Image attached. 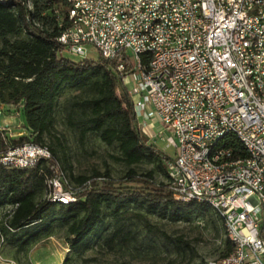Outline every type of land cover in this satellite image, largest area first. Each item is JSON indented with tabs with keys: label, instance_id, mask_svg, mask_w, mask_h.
Returning a JSON list of instances; mask_svg holds the SVG:
<instances>
[{
	"label": "built area",
	"instance_id": "obj_1",
	"mask_svg": "<svg viewBox=\"0 0 264 264\" xmlns=\"http://www.w3.org/2000/svg\"><path fill=\"white\" fill-rule=\"evenodd\" d=\"M67 18L69 26L57 38L64 51L83 60L91 47L114 62L139 130L148 132L156 119L171 136L175 154L167 170L172 199H213L238 242L228 264H264L259 237L264 188L254 174V166L264 161V0H73ZM200 36H207L206 45H199ZM139 54H147V71L138 70ZM134 72L138 80L131 92L128 76ZM226 125L242 131L251 143L252 154H246L250 165L213 179L206 174L202 153L214 134L226 132ZM9 132L7 122L0 124L2 165L28 170L51 159L50 151L38 144L12 145L8 140L22 133L13 137ZM228 139L227 134L215 161L236 154L225 146ZM182 153L192 155L194 166L183 165ZM45 183L55 186L50 199L76 200L75 189L67 188L62 177ZM10 207L17 205L0 209V224Z\"/></svg>",
	"mask_w": 264,
	"mask_h": 264
},
{
	"label": "trees",
	"instance_id": "obj_2",
	"mask_svg": "<svg viewBox=\"0 0 264 264\" xmlns=\"http://www.w3.org/2000/svg\"><path fill=\"white\" fill-rule=\"evenodd\" d=\"M67 13L66 0H0V107L9 114L21 111L27 131L8 141L12 145L38 144L51 153L50 160L40 161L28 170L0 163V209L17 205L5 225L0 224L2 244L24 251L58 225L66 227V243L71 250H84L103 226L104 208L114 219L134 218L147 227L141 215L127 209H143L161 218L183 221L194 213H208L210 208L206 205L172 199L167 170L170 158L139 130L132 100L114 70V62L101 57L74 62L63 56L65 51L57 38L69 26ZM64 88L89 92L81 105L76 103L66 114V121L78 132L80 142L93 134L107 146L116 145L119 156L115 159L127 171L117 181L110 179L107 172H93L89 177L69 175L78 187L85 188L88 183L90 188L76 193V200L63 205L44 197L45 179L55 176L56 168H61L55 151L43 142V136L52 130L54 108ZM228 137L225 146L236 153L232 158H246L244 149ZM4 147L0 138V151ZM143 163L153 164L165 182L155 181L154 169L138 173L136 167ZM66 168L70 171L69 166ZM100 178L103 181L97 182ZM213 213L223 229L222 219ZM119 235V231L114 232L109 241ZM259 237L264 242V224ZM232 249L225 239L218 258L228 256Z\"/></svg>",
	"mask_w": 264,
	"mask_h": 264
},
{
	"label": "rangeland",
	"instance_id": "obj_3",
	"mask_svg": "<svg viewBox=\"0 0 264 264\" xmlns=\"http://www.w3.org/2000/svg\"><path fill=\"white\" fill-rule=\"evenodd\" d=\"M63 56L74 62L82 60L81 57L66 52ZM86 58L96 61L99 54L95 49L87 47ZM129 63L132 67L135 66L131 57ZM128 79V88L132 92L138 80L137 72L130 74ZM88 96L86 89L64 88L54 108L52 130L50 134L43 136V142L55 151V157L62 170L56 168L55 176L62 177L67 188H74V195L85 192L90 185L87 183V187L80 188L73 183L69 175L89 177L93 172H107L110 179L117 181L123 178L127 171V168L115 159L119 156L116 145L107 146L93 134H88L83 142H80L78 132L68 125L66 114L69 109L77 104L81 105ZM6 122L13 137L18 133H27L21 111L10 114L2 112L0 124ZM148 132L149 142L172 159L175 154L173 140L156 119L149 122ZM159 134H162L163 139L158 137ZM144 138L146 139L145 136ZM151 169L156 171V182H165L164 176L153 164L143 163L136 167L138 173ZM62 174H65V177ZM101 180L103 181V178L97 182ZM127 210L141 215L147 221L148 227L142 220L134 218L114 219L109 215L108 209L104 208L103 226L90 238L88 248L71 250L66 243V227L54 225L48 235L41 237L24 251H18L6 243L2 244L0 264H199L217 259L224 250L222 225L211 209L208 213H194L187 221L161 218L143 209L129 207ZM116 231H119L120 235L112 242L109 241ZM164 236L169 237L171 241H167Z\"/></svg>",
	"mask_w": 264,
	"mask_h": 264
},
{
	"label": "bare ground",
	"instance_id": "obj_4",
	"mask_svg": "<svg viewBox=\"0 0 264 264\" xmlns=\"http://www.w3.org/2000/svg\"><path fill=\"white\" fill-rule=\"evenodd\" d=\"M68 6H72L73 0H66ZM64 33V32H63ZM63 33L60 37L63 36ZM207 44V36L199 37V45ZM138 70L147 71V54H139L137 56ZM228 136L233 137L237 143L244 149L246 154H252V145L249 143L248 139L243 137L242 131L233 125H226V132H220L214 134L212 140L206 144L204 152L202 153V161L206 165V174L210 175L213 179H225L229 177L233 170L239 169V167H247L250 165V156L246 158H232V154L225 155L224 159H218L215 161V156L218 150L223 146L224 141ZM43 150H48L43 147ZM182 162L184 166H194V158L189 153H182ZM254 174L257 175V183L260 188H264V161H261V166H254ZM67 186V185H66ZM45 198L51 203L68 204L73 200H65L62 198L50 199V195L55 194V186H50L49 183H45ZM197 203L203 204L209 207L213 212H215L223 222L224 237L227 241L231 243L234 249H238V242L232 239V225L226 220V214L222 211V207L217 205L213 199H187L185 203ZM16 207H10L5 216L2 217V223L5 225V221L12 216V212ZM10 231V230H9ZM0 240L2 237L0 235ZM212 264H228V256L217 258L212 260Z\"/></svg>",
	"mask_w": 264,
	"mask_h": 264
},
{
	"label": "crops",
	"instance_id": "obj_5",
	"mask_svg": "<svg viewBox=\"0 0 264 264\" xmlns=\"http://www.w3.org/2000/svg\"><path fill=\"white\" fill-rule=\"evenodd\" d=\"M139 126H140V124H139ZM142 133L144 134V136H145L146 138H148V136H149L148 132L145 131V132H142ZM149 140H150V139L148 138L147 141L149 142Z\"/></svg>",
	"mask_w": 264,
	"mask_h": 264
}]
</instances>
